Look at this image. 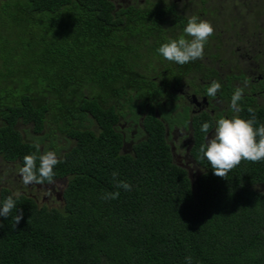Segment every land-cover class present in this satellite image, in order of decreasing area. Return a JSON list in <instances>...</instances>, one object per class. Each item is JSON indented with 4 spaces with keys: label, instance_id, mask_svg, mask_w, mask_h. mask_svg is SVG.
Listing matches in <instances>:
<instances>
[{
    "label": "trees",
    "instance_id": "1",
    "mask_svg": "<svg viewBox=\"0 0 264 264\" xmlns=\"http://www.w3.org/2000/svg\"><path fill=\"white\" fill-rule=\"evenodd\" d=\"M140 13L122 16L110 0L1 1L0 154L23 166L55 132L74 145L54 168V180L66 179L62 203L19 194L10 213H23L16 228L11 216L0 217V264H188L189 256L191 264H264V161L216 176L200 152L209 115L195 117V179L173 158L154 96L143 98L155 100L143 138L123 149L131 128L121 129L125 113L111 103L153 90L137 70L149 37L137 30L148 20ZM251 109L258 128L264 110ZM252 115L247 107L240 114ZM18 122L31 125L32 141ZM113 172L130 191L115 187ZM115 191L117 199H103ZM13 194L2 188L0 202Z\"/></svg>",
    "mask_w": 264,
    "mask_h": 264
},
{
    "label": "flooded vegetation",
    "instance_id": "2",
    "mask_svg": "<svg viewBox=\"0 0 264 264\" xmlns=\"http://www.w3.org/2000/svg\"><path fill=\"white\" fill-rule=\"evenodd\" d=\"M110 1L114 4L115 12H119L122 16L128 14L135 17L141 14V9L143 13L147 11L148 15L146 27L136 28L149 34L145 45L147 49L145 48V52L141 51L144 55L139 60L140 65L137 70L143 73L144 81L151 80V89L154 91L142 88L132 93H125L126 95L119 96L115 99L116 102L114 100L111 103L125 113L122 118L123 123L120 124L121 129L131 128L132 139L125 142L123 149L131 151L132 144L143 138V120L151 104L155 103V100L144 103L143 98L151 99L154 96V99L158 100L155 113L165 123L166 137L172 146L173 158L185 166L193 177L200 172L191 155L196 137L195 117L205 115L211 117L213 127L206 134V137H211V132L221 116L231 118L234 115L230 103L237 87L243 88L239 115L246 107L264 110V0ZM145 8L148 10H144ZM192 15L211 22L214 27V34L204 46L203 59L184 65L165 60L157 49L168 38H179L183 35L188 18ZM212 81H218L221 88L215 98H208L206 89ZM156 88H158L157 92ZM86 97H89V91ZM130 99L134 101L130 103ZM160 109L164 111L163 116ZM166 112L170 115H166ZM135 114L139 115V118L136 119ZM1 123L2 120L0 126ZM17 126L23 137L32 141L25 128L28 125L18 122ZM39 134L44 135V132ZM73 142L70 136L65 135L63 139L50 136L47 143L39 145L41 153L46 151L47 145V150L54 151L58 158L74 145ZM0 159L7 164L19 163V161L6 160L1 154ZM19 177L21 178L19 175L17 179ZM59 183H63V186H56ZM65 185L66 179H56L52 183L31 184L35 187L49 186L51 194L60 189L56 195L60 203ZM262 187L264 188V185ZM2 188L9 187H0V190ZM9 189L13 192L11 188ZM33 197L37 199L36 195Z\"/></svg>",
    "mask_w": 264,
    "mask_h": 264
},
{
    "label": "clouds",
    "instance_id": "3",
    "mask_svg": "<svg viewBox=\"0 0 264 264\" xmlns=\"http://www.w3.org/2000/svg\"><path fill=\"white\" fill-rule=\"evenodd\" d=\"M184 34L179 38H168L157 49L158 53L168 61L184 65L197 59H203L204 46L210 36L214 34V27L211 22L200 19L196 15L188 18L187 25L183 30ZM190 38V39H189ZM221 88L218 81H212L206 89L208 98H215ZM243 98V88L237 87L231 97L230 108L234 115L229 118L221 116L215 128L212 130L211 137H206V143L200 147V152L207 159L214 174L221 178H227L229 172L237 167L242 161L251 162L264 161V124L257 128L254 110L250 119H245L239 115L241 111L239 102ZM211 125L208 122L202 124L201 131L209 133ZM39 152L40 145H35ZM37 161L39 162L37 164ZM58 158L54 151L46 150L39 155L27 154L23 157V166L18 170L22 183L25 186L31 184H44L46 181L52 183L54 180V168L58 164ZM118 172H113V181L117 189L123 188L130 191L132 185L126 181L118 179ZM18 193L7 196L0 202V217L11 216L13 209L17 208ZM119 191L106 193L103 199H117ZM14 196L16 198H14ZM23 219L20 209L12 217L11 226L13 229ZM3 227L0 222V228ZM191 264V257L186 258Z\"/></svg>",
    "mask_w": 264,
    "mask_h": 264
},
{
    "label": "rangeland",
    "instance_id": "4",
    "mask_svg": "<svg viewBox=\"0 0 264 264\" xmlns=\"http://www.w3.org/2000/svg\"><path fill=\"white\" fill-rule=\"evenodd\" d=\"M1 1L2 0H0V4H1ZM24 38L26 39L27 42H29L31 45L34 46V43H33L34 41H33L31 34H28ZM72 81H75L74 77H72ZM25 128L30 129L31 125H28ZM31 133L34 134L33 132ZM37 135L39 136L40 134L37 133ZM55 136L63 139V137H65V134H62L60 132H55L52 137H55ZM45 143H47V141ZM20 167H21L20 163L7 164V163L0 161V187L7 186L13 190V193L27 194V195H32V196L36 195L40 205L47 204L49 207L59 205L60 201L57 199L56 195L58 192H60V189L55 190V192L51 194L50 193L51 188L49 186H46V187L45 186L35 187L31 185L25 186L22 183V179L20 177L19 179H17V176H19L18 170ZM192 178L195 179L196 174H194ZM56 186H63V183L56 184Z\"/></svg>",
    "mask_w": 264,
    "mask_h": 264
}]
</instances>
